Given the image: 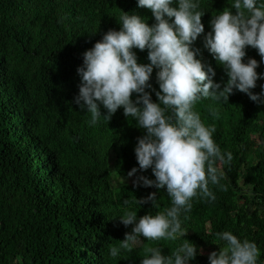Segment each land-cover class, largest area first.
<instances>
[{"label":"trees","instance_id":"16d2710c","mask_svg":"<svg viewBox=\"0 0 264 264\" xmlns=\"http://www.w3.org/2000/svg\"><path fill=\"white\" fill-rule=\"evenodd\" d=\"M193 2L204 14L205 31L192 47L223 87L229 76L205 47V37L213 31L214 16L234 0ZM172 6L178 7V0ZM123 12L149 26L157 23L138 0H0V264H141L150 256L147 248H159L167 257L185 240L198 249L189 264H210V254L227 246L217 237L225 231L255 242L257 264H264V95L257 102L236 89L228 102L201 98L193 105L205 126L215 128L213 139L225 159L228 152L233 155L230 164L217 161L224 175L218 185L209 184L216 199L194 198L191 211L181 213L186 237L141 236L132 251L110 255L109 246L119 247L135 227L121 222L125 210L135 211L138 220L172 206L166 189L139 180H155L151 168L128 175L139 169L135 148L146 135L136 119L120 108L110 121L100 117L92 124L87 108L76 103L83 54L108 31L122 30ZM132 51L139 64L151 63L147 49ZM249 59L259 62L261 79L251 90L259 95L264 58L248 46L244 62ZM158 72L153 69L146 89L155 103ZM165 115L175 120L171 110ZM152 193L155 204L139 202Z\"/></svg>","mask_w":264,"mask_h":264},{"label":"clouds","instance_id":"9594fccd","mask_svg":"<svg viewBox=\"0 0 264 264\" xmlns=\"http://www.w3.org/2000/svg\"><path fill=\"white\" fill-rule=\"evenodd\" d=\"M173 3L174 0H138V6L150 9L157 23L149 26L138 15L123 12L119 18L122 30L108 31L102 41L83 54L84 64L78 68L82 81L76 103L87 108L92 124L100 117L110 121L120 108L126 117L136 119L146 135L138 138L135 148L139 169L133 168L128 175L151 168L155 180L143 176L139 180L145 186L166 189L172 202L164 212L138 220L135 211L125 210L121 222L135 227L132 233H126L119 247L109 246L112 257L119 255L121 249L132 251L141 236L148 241L186 237L181 213L191 211L194 198L216 199L209 184L218 185L224 175L217 161L230 164L233 155L228 152L225 159L213 139L215 128L205 126L193 111L196 101L212 98L228 102L234 89L257 102L264 95L251 91L261 79L257 72L259 62H244L248 46L264 58V0H234L230 8L211 21L213 31L205 37V47L229 76L223 87L213 79L215 70L209 66L206 71L201 59H197L200 50L192 47L205 31L204 14L197 10L198 3L178 0V7H173ZM133 48L147 49L151 63L139 64ZM154 68L159 69V103L153 102L146 91L151 88ZM133 93L139 94L135 101ZM101 105L107 110L106 116L101 115ZM167 110L173 112L175 120L165 115ZM213 115L217 113L213 111ZM156 197L152 193L139 202L150 200L155 204ZM217 237L227 246L210 254V264H257L260 250L255 242L241 241L228 231L217 233ZM146 251L150 256L143 258L141 264H189L198 254L197 246L188 240L167 257L159 248Z\"/></svg>","mask_w":264,"mask_h":264},{"label":"rangeland","instance_id":"374dc122","mask_svg":"<svg viewBox=\"0 0 264 264\" xmlns=\"http://www.w3.org/2000/svg\"><path fill=\"white\" fill-rule=\"evenodd\" d=\"M134 179L133 178H130L129 181H133ZM128 181V180H127ZM116 184V183H115Z\"/></svg>","mask_w":264,"mask_h":264}]
</instances>
